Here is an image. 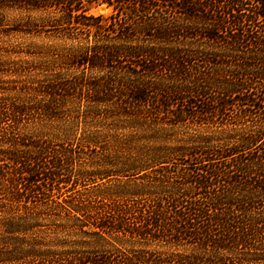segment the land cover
I'll return each mask as SVG.
<instances>
[{"label":"trees","instance_id":"1","mask_svg":"<svg viewBox=\"0 0 264 264\" xmlns=\"http://www.w3.org/2000/svg\"><path fill=\"white\" fill-rule=\"evenodd\" d=\"M91 1L0 0V28L7 10L41 13L14 30L30 37L26 61L0 65V264H264V0H98L116 12L100 24ZM122 58L137 71L110 66ZM88 69L100 81L87 82ZM107 105L132 108L128 123L151 127V142L112 152L106 132L79 138L110 118ZM189 123L194 133L171 139ZM86 156L102 169L80 179L118 180L61 197L73 180L66 167ZM179 160L195 167L177 171L181 183L165 167ZM129 175L139 176L122 186ZM44 216L55 230L28 244ZM162 241L190 251H144Z\"/></svg>","mask_w":264,"mask_h":264},{"label":"rangeland","instance_id":"2","mask_svg":"<svg viewBox=\"0 0 264 264\" xmlns=\"http://www.w3.org/2000/svg\"><path fill=\"white\" fill-rule=\"evenodd\" d=\"M97 1L98 0H92L91 1V7H90L87 14L95 16V17H101V18L98 20H91L90 22L91 23H98V24H100L102 21H105V23L109 22L110 16L112 14H115L116 12L114 11L113 7L108 6L105 3L98 4ZM40 15H41V13H29L26 11L12 10V9L7 10L4 13V19H5V21L3 23L4 26L0 28V65H18L15 63L18 62L20 64L21 63L20 61H23V60L26 61L25 59L28 57L25 55L24 52H21V51L24 49L23 47H25L26 44H28L30 37L23 36L22 34L15 32L14 30L19 27L18 23L21 20H23L24 18L31 17L33 19H39ZM47 25H49V24H47ZM126 26L134 28L133 22L131 24L127 23ZM112 27H114V26H110V29H112ZM52 28H54V27H49V29H52ZM137 35L138 34H136L135 38H133L134 41L136 39L137 40L143 39V37H140V36L137 37ZM46 36H44L40 40L42 42H44V40H47ZM113 37H116V36H113ZM113 37H111V38L113 40H115V38H113ZM144 40L146 41L147 39H144ZM220 57H221L220 58L221 60H222V58H224L223 56H220ZM139 62L143 63V61H141V60ZM160 64L161 63H159V65ZM198 64H201V62H197L195 64L192 63V65H198ZM26 65H28V64H26ZM31 65H47V64H42L39 61H37V63L31 64ZM110 66L113 68L116 66H120V67H122V69L124 67V68H129L132 70H136V71L138 69L137 67H135V65H134V63H132V61H125V59H123V58L120 59V61H118V62L110 63ZM3 68L7 69V68H9V66H7V67L4 66ZM122 73H123V71H122ZM101 74L103 75L102 71H96V70L88 69V71L86 72L87 82L100 81L99 76ZM157 74L158 75L162 74L164 76V78L168 79V77H170V75L173 73L171 71H163L162 72L160 70L156 73V75ZM134 78H136V74L132 75V79H134ZM8 79L13 80L11 78H8ZM22 80H23V78H22ZM17 81L21 82L20 79H17ZM170 83H171V81H170ZM1 86H3V84H1ZM4 86H6V85H4ZM112 104L117 106L120 104V102L118 101V103H117V101L113 100L108 105H112ZM108 105H107V107H108ZM106 110H107V113L110 115V118L106 119V122L103 124V126L100 124H92V126H89L86 129L78 130L77 136L79 138L87 137V135H88L87 130H89V132H97V131L98 132H100V131L106 132L107 133V137H106L107 145H109V149H112L114 147L112 149V152H114L115 147L117 145L127 147L128 144L129 145L131 144V147H132V145H134L135 147H141L142 148V147H144L143 145H146L149 141L151 142V138H150L151 137L150 133L152 130L151 127H150L151 130L148 131V133L139 134L138 133L139 130L133 128L135 126H131L134 124L128 123L130 121V118H131L130 115H132L134 113L136 114V112L132 108L128 109V110H124L123 108H118L117 110H114L113 108L109 109V107H108V109H106ZM81 111H83V109H80V112ZM126 112H128V114H126ZM227 114H228V116H227L228 122H231L230 125L233 126L234 124H232V122L233 123L235 121L237 122V120L240 117V112L237 108L233 107L232 110L227 111ZM115 116L118 117L119 119H121V121H122L121 123H123L122 124L123 126H119V123H117L116 118H114ZM83 117L84 116L82 114V118ZM241 120H242V123H244L241 126L246 125V119H241ZM90 123H92V122H90ZM195 129H197V127H195V125H193L191 123H189V126L184 127V125H183L177 129H175L173 132H171V134H170L171 139L174 140V139H178L180 137H183L185 135H188L189 133L192 134L195 132ZM84 130H85V134L83 133ZM21 131H24L23 128L20 129L19 132H21ZM138 137H140V138H138ZM115 141H118V142H115ZM73 143H74V149H77V150L79 148L87 146L86 141L85 142L82 141L79 143L73 141ZM90 150L93 151L92 156L95 155V156H97V158H99L98 157L99 154L97 153V152H100L99 148H97V149L91 148ZM134 151H136V150H134ZM244 154H246V153H244ZM243 157L246 158V156H244V155H243ZM234 159H236V158H234ZM89 160L90 159L88 157L84 161H82V160L77 161L76 160V161H73V164L71 166L66 167V169L71 171L72 176L70 178L73 180H72L71 184H69L67 187H65L61 191L63 194V196H61V197L68 198V199L75 198V197L77 198L81 195L88 194L89 192H92L93 188H96L97 186L102 185V183H106V182H110V181L115 183L116 180H118L117 177H115V176H111L108 178H102V177L93 178L92 177L93 182L92 181L87 182V181H84L83 179H80L79 176L77 175L79 172H85V171L96 172L97 169H102L99 166L89 165V163H88ZM176 162H178V163H175V165L170 164V165H167L165 167L170 168V172H173L172 174H170V176H172L174 178H171L170 180L179 181L181 183L182 180L180 178H176L177 171L179 169H180V171L184 170V168L186 166L190 167L192 169H195V167H194V165H191V164H189V166L186 165L187 162L183 161V160H179ZM233 163H235V161H233ZM139 175H135V176L129 175L132 177L121 178V185L122 186L123 185L124 186L132 185L134 183L133 180H135V177H138ZM157 177H158V175H157ZM194 197H195V200H197V201L203 200V199H201L200 195H195ZM139 200H140L139 201L140 207H142V208H146L147 205H150L149 198L142 197V199L140 198ZM167 207H168L167 211H171L172 210L171 208H173L174 210H179V208H180V207H177V208L176 207H170L169 204H167ZM1 214L2 213L0 212V215ZM48 219L49 218H47V216H44V218L41 219V221L38 223L39 224L38 226H36L35 228H32V230L27 232V234L23 235L25 241L28 244H31L32 242L37 243L38 240L44 239V237H46L45 236L46 233L48 235L52 234V232L55 230V229H53V228H55V226H54L55 224L53 222H50ZM127 219H128L127 221H129V225H132V226L135 225L134 223L136 222V220L134 219L133 216H130V217L127 216ZM169 219L171 220L172 217H170ZM74 239L75 238H70L69 240L74 241ZM163 243H164L163 241L161 243H157V244H154V242H153L152 246H149L147 249L145 248L144 251L148 252V254L153 253L158 258L166 257V255H165L166 252H169V253L173 252L174 254L177 255V254H186L190 251L189 244L183 245V246L177 245V246L170 248L169 246H164ZM169 248H170V250H169ZM137 249L142 250L141 248H137ZM138 252H142V251H138ZM128 255H129V253H128ZM117 258L119 259L120 255H118ZM235 261H237V259H235ZM171 263H174V262H171Z\"/></svg>","mask_w":264,"mask_h":264}]
</instances>
